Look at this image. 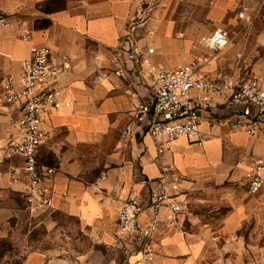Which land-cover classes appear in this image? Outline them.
I'll return each mask as SVG.
<instances>
[{"label": "crops", "instance_id": "0c3cea01", "mask_svg": "<svg viewBox=\"0 0 264 264\" xmlns=\"http://www.w3.org/2000/svg\"><path fill=\"white\" fill-rule=\"evenodd\" d=\"M241 7L248 8L245 19ZM0 8L9 17L0 31V145L18 135L8 117L12 107L3 102L4 79L21 74L34 46L66 55L72 65L59 80L62 101L70 106L49 113L43 123L49 143L41 159L55 169L49 183L53 206L28 213L55 230L61 219L75 223L85 242L68 237L71 229L61 226L58 232L66 236L52 250L30 253L23 264H145L136 257L128 263L117 249L118 211L130 194L146 199L143 182L160 177L163 166L181 177L189 212L179 219L183 231L159 223L155 264H264V186L258 195L247 193L251 163L264 158V133L249 136L218 125L215 112L227 113L219 105L202 114V145L180 138L164 144L161 155L133 117L139 101L156 90L157 73L207 55L201 39L216 28L233 40L244 37L250 57L264 50V15L257 16L264 0H0ZM133 25L144 51L140 84L134 76L122 80L111 73L112 51ZM27 32L29 42L22 40ZM218 61L203 72L221 76ZM259 66L257 75L264 59ZM22 187L0 176V208L11 197L21 199L15 191ZM151 218L146 211L140 222Z\"/></svg>", "mask_w": 264, "mask_h": 264}, {"label": "built area", "instance_id": "2783aa9c", "mask_svg": "<svg viewBox=\"0 0 264 264\" xmlns=\"http://www.w3.org/2000/svg\"><path fill=\"white\" fill-rule=\"evenodd\" d=\"M248 8L241 7L239 17L245 19ZM7 13L0 8V31L8 24ZM135 26H130L112 51V72L122 80L134 76L140 84L139 66L144 54L134 39ZM27 32L22 40L29 42ZM207 55L171 71H159L157 87L148 100L141 99L133 111L139 128H143L163 154L165 145L180 138L202 145L200 140L202 114L221 105L227 110L217 124L249 136L264 133V72L245 77H211L203 68L228 49L232 42L229 31L216 28L201 39ZM71 59L58 56L49 47L34 46L30 58L24 62L18 77L9 75L3 81V102L12 107L9 120L17 131L16 138L0 145V176L10 177L12 186L23 187L15 192L24 201L27 212L50 210L53 206L50 182L55 169L41 159V151L49 143V134L43 129L45 117L63 106L59 80L71 69ZM215 98L221 102H215ZM131 127L123 131L128 136ZM161 176L145 180L149 188L145 199L130 194L118 211L117 249L128 259L139 258L145 264H155L154 239L162 221L178 232L180 216L189 212V203L182 199L181 177L169 166L162 167ZM264 186V158L254 159L248 175L247 193L258 195ZM151 213L150 223L140 222L142 215ZM164 212V214H163Z\"/></svg>", "mask_w": 264, "mask_h": 264}, {"label": "rangeland", "instance_id": "374dc122", "mask_svg": "<svg viewBox=\"0 0 264 264\" xmlns=\"http://www.w3.org/2000/svg\"><path fill=\"white\" fill-rule=\"evenodd\" d=\"M264 15V8L257 12L258 17ZM261 18L255 24V28L260 30ZM244 30V29H243ZM231 36V46L218 55V63L221 67L216 71L222 77H245L257 75L261 61L264 59V50L259 48L256 54L246 55L244 50V37L234 38ZM253 36L250 37V40ZM213 72V71H212ZM218 118L223 117L221 112H215ZM60 225L66 231L67 236L73 235L76 240L85 242L84 238L77 237V226L73 222L61 219ZM45 225L42 220L31 216L25 203L18 197H11L0 208V264H23L27 256L32 252L52 250L66 233L58 232ZM75 235H74V234ZM244 233H239L242 236Z\"/></svg>", "mask_w": 264, "mask_h": 264}]
</instances>
